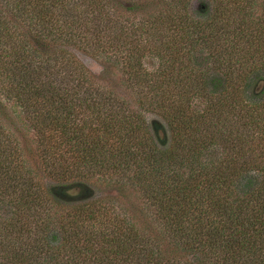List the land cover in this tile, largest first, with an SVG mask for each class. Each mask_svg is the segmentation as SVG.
Instances as JSON below:
<instances>
[{
    "label": "trees",
    "instance_id": "1",
    "mask_svg": "<svg viewBox=\"0 0 264 264\" xmlns=\"http://www.w3.org/2000/svg\"><path fill=\"white\" fill-rule=\"evenodd\" d=\"M0 264H264V0H0Z\"/></svg>",
    "mask_w": 264,
    "mask_h": 264
},
{
    "label": "rangeland",
    "instance_id": "2",
    "mask_svg": "<svg viewBox=\"0 0 264 264\" xmlns=\"http://www.w3.org/2000/svg\"><path fill=\"white\" fill-rule=\"evenodd\" d=\"M69 50L92 72V74L97 76L102 75L103 66L101 61L93 58L86 52L75 47H69ZM121 83L119 80L117 86L123 91V86ZM146 118L149 122H152L155 119L157 120L158 117L154 114L146 113ZM14 120L15 122H10V128L18 132L17 134L18 136H20L19 138L21 139V143H23L25 147L28 146L31 149H36L35 136L33 132L29 131L25 124L21 122V120L17 119L16 117H14ZM91 184L98 189H102V186H100L96 182H91ZM134 201L139 202L137 199H134Z\"/></svg>",
    "mask_w": 264,
    "mask_h": 264
}]
</instances>
